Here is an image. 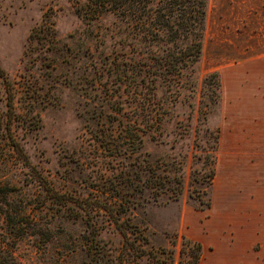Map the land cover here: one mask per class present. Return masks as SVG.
<instances>
[{
	"label": "rangeland",
	"instance_id": "1",
	"mask_svg": "<svg viewBox=\"0 0 264 264\" xmlns=\"http://www.w3.org/2000/svg\"><path fill=\"white\" fill-rule=\"evenodd\" d=\"M100 2L0 0L15 105L0 74V249L11 264H129L125 229L141 264H187L185 238L200 264H264V174L228 172L259 152L223 154L221 140L223 91L264 68V0H208L201 58L181 78L133 70L155 46L132 36L129 9L97 14ZM215 70L219 102L204 84Z\"/></svg>",
	"mask_w": 264,
	"mask_h": 264
},
{
	"label": "trees",
	"instance_id": "2",
	"mask_svg": "<svg viewBox=\"0 0 264 264\" xmlns=\"http://www.w3.org/2000/svg\"><path fill=\"white\" fill-rule=\"evenodd\" d=\"M208 0H101L100 8L97 12L115 9L116 12H122L129 9V28L134 38L148 42L155 46V52L150 57L154 60L147 62L145 59H137L133 70L141 74L145 65L157 66V74H163L165 77L181 78L186 69L191 68L201 58L203 51V42L205 36V21ZM90 10V8H89ZM96 14V13H95ZM158 68L160 70H158ZM0 74L4 77L7 87V103L11 110H15L14 91L12 82L6 70L0 65ZM141 80L143 77L140 78ZM204 84L208 88L214 87L216 102L221 97V78L217 70L207 73ZM148 112L154 109L147 106ZM159 111L156 110L155 114ZM159 116L152 115L151 121H147V129L152 128L159 123ZM215 175V170L211 178ZM181 181V180H180ZM181 190L174 191L179 193ZM210 206V201L207 202ZM117 225L121 227L118 218ZM125 237L123 251L129 249V256L134 254L129 264H141L140 259L145 255L140 245L135 243L127 236V231L121 229ZM185 238V237H184ZM188 245H192L190 258L187 264H198L202 257L203 246L201 242L191 238H185ZM185 242V243H186ZM12 258V251L9 249H0V264H11L8 258ZM119 264H126L121 262ZM155 264H160L159 259H155Z\"/></svg>",
	"mask_w": 264,
	"mask_h": 264
},
{
	"label": "crops",
	"instance_id": "3",
	"mask_svg": "<svg viewBox=\"0 0 264 264\" xmlns=\"http://www.w3.org/2000/svg\"><path fill=\"white\" fill-rule=\"evenodd\" d=\"M236 1L239 5H243L244 3L246 7H249L250 1H253L252 6H255L256 1L259 3L261 0ZM238 11L239 12H235V14L232 15L235 17L234 21H236V19L241 20L249 14L248 10L244 12ZM251 25L253 26V24ZM235 26H237V24H235ZM261 71L262 73L259 75L250 68L249 73L241 74V76H245L246 79H248L245 80L246 86L239 80L240 83L235 85L231 93H229V90L223 91L222 100L224 119L221 140L223 154H229L231 151L234 152L241 149L259 152L258 157L253 161L250 156L239 158L233 155L232 158L228 159V172L231 173L236 171L250 178H254L261 173L264 174V68ZM235 76L239 79L241 78L238 73ZM253 88L257 90V94L252 93ZM247 129H249V131H247ZM246 161H249V163ZM256 162H259V165H255ZM250 163H253V167H251ZM246 165L248 169L244 171L243 166ZM261 228V223H252L251 225L252 233L260 231ZM257 241L258 235L252 234L248 240V245H255ZM198 264H200V262Z\"/></svg>",
	"mask_w": 264,
	"mask_h": 264
}]
</instances>
